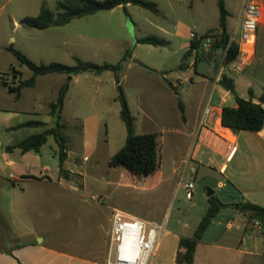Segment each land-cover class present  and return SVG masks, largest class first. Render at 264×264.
Masks as SVG:
<instances>
[{"label": "rangeland", "instance_id": "rangeland-1", "mask_svg": "<svg viewBox=\"0 0 264 264\" xmlns=\"http://www.w3.org/2000/svg\"><path fill=\"white\" fill-rule=\"evenodd\" d=\"M145 1L156 3L159 12L134 5L120 6L75 19L62 27L40 31L21 24V20L36 17L41 6L56 12L58 0H0V6H5L0 22V26L4 25L3 41L7 43L10 40V46L24 52L35 64L60 63L74 66L75 59L79 58L99 65H115L127 49H132V60L139 61L145 67L135 66L134 70L126 68L120 73L119 85L111 71L102 75L89 72L81 76L80 84L73 92L80 95L83 108L73 104L67 106L62 112L64 125L60 131L70 155L66 175L71 176L72 184L85 185L87 193L84 197L72 195V199L55 193L54 198L49 201L34 203L33 215H28L23 221L14 217V225L7 228L8 237L24 236L34 229V234H39L47 241H64L71 249L82 247L91 234H94L95 219L101 218L106 207H109L112 216L116 211H121L135 217L143 216L154 224L162 225L166 231L161 238V248L150 264H176L172 255L165 251V242L170 237L167 232H177L192 238L209 208L208 191H216L215 196H222L225 200L230 198L227 193L217 189V182L222 179L217 163V176L213 175L215 178L197 179L192 201L186 199L185 193L176 192L181 158L194 150L196 140L194 137H181L179 140L177 132L182 128L181 113L171 98L165 99L166 91L160 86L156 74L147 72L150 71L148 69L159 68L162 75L167 74L171 79L184 74L179 66L188 50L190 32L202 33L218 25L220 13L217 0ZM227 1L236 5L239 2ZM15 20H18L20 27H16ZM215 34L218 33L209 36L214 41ZM148 36L165 39L169 45H137V39ZM213 53L216 54L214 63L218 77L221 66L226 61L222 51ZM200 54L202 57L210 56V53L204 51ZM10 57L11 60L7 59V62L20 70L24 79L32 76V72L17 58ZM9 64L8 72L11 70ZM189 73L194 75L192 68ZM55 84V81L44 82L42 92L54 88ZM119 87L136 118V134L158 133L160 169L153 176L137 178L123 167L109 166L110 159L124 146L127 138L126 126L121 118ZM180 93L183 91L180 90ZM40 95L38 93L39 97ZM92 102L96 108L92 107ZM18 116L22 121L34 120L45 124L51 122V116L41 105H36L35 114L24 111ZM93 117L100 119L101 125L96 132H91L96 138L89 135V140L93 144L95 142V149L87 147L86 150L83 147L81 126L85 118ZM46 128L22 129L18 131L17 138L22 140L29 134H38ZM245 135L249 134L241 136V153H247L246 162H250L247 163L248 169L253 170L254 156L246 150L244 141L249 136ZM58 152L57 142L54 137H49V142L42 147L40 154L49 161L50 166L55 167L59 163ZM237 161L230 166L234 167ZM231 167L228 173L232 170ZM233 224L237 226L238 223ZM225 227L226 223L223 230ZM208 237L213 239V232ZM243 249L261 252L264 249V234L247 231ZM253 264L264 263L260 258H255Z\"/></svg>", "mask_w": 264, "mask_h": 264}, {"label": "crops", "instance_id": "crops-1", "mask_svg": "<svg viewBox=\"0 0 264 264\" xmlns=\"http://www.w3.org/2000/svg\"><path fill=\"white\" fill-rule=\"evenodd\" d=\"M244 2L245 0H239L236 5L224 0L226 10L230 14L227 26L230 40L239 44L245 52L229 64L226 69L227 75H225L233 79L236 94L240 98L260 103L264 108V0H258L262 8V20L258 26L255 45L245 44L241 41L239 18ZM32 7L34 9V3ZM43 7L41 6L40 11ZM4 9L5 6H0V22ZM15 25L16 27L21 26L18 20H15ZM218 29L219 23L216 27L209 28L202 33L191 31L190 41L193 34L201 36L211 30ZM3 33L4 25L0 26V264H107V252L112 233V214L109 207H106L101 218L95 219L94 234H91L86 245H82V247L71 249L69 244H65L64 241H47L39 234H34V229L30 234L24 236H7V228L14 225L15 221L12 222L14 217L23 221L28 215L34 214V203L39 204L41 200L49 201L54 198L55 193L61 197L72 199V195L84 197L87 192L85 185L72 184L71 176H62L60 163L55 167L50 166L49 161L40 154L42 148L39 153L34 151L24 153L18 148L8 150V147L34 135L29 134L22 140L17 138L18 131L25 129H18V126L29 122L22 121L18 116L20 113L32 111L35 114L36 105H41L51 116V122L47 123V128L54 126V118L50 114V104L57 100L63 86L68 85L69 90L62 112L72 104L83 108L84 103L79 99L80 95L73 92V89L80 84L83 74L72 77L57 73L39 76L33 87L23 88L20 96L16 98L11 89L16 88L21 81L30 77L24 79L20 70H17L12 63L7 62V59L11 58L10 56L16 57L8 50L10 40L7 43L3 41ZM165 41L169 45V42ZM137 45L139 44L137 43ZM189 48L190 42L188 50ZM196 55L195 52L192 54L184 69L179 68L184 74L176 76L174 79H171L167 74L162 75L159 68H151L148 69L150 71H147L156 74L160 86L166 91L165 99L171 98L177 110H179V101L184 104L185 120L181 116L182 128L177 132V135L179 140L181 137L185 139L194 137L196 144L194 150H190L185 156H182L181 162L188 156L192 157L197 168L194 177L196 182L199 177L215 178L213 175L217 176L215 164L217 163L219 165L218 173L222 176V179L217 182V189L230 196L227 200L222 196H216L227 207L217 214L198 244L194 264H253L255 258H260L264 263V249L261 252L243 249L246 244V232L257 231V229L254 226L248 228L246 216L237 208V205L240 207L241 203L264 207V129L258 133H233L230 129L222 126L223 108L237 106L234 95L217 82L215 56L207 59L199 56L197 59ZM133 58L134 54L124 62L122 71L126 68L134 70L135 66L141 68L132 60ZM8 64L11 65L9 72L7 71ZM191 68L194 75L189 73ZM13 71L15 74L12 73ZM49 81L56 82L54 88L45 89L42 92V84ZM180 90L183 91L182 94ZM38 93H41L40 97ZM208 106L210 113L205 119L204 126H200ZM92 107L96 108L94 102H92ZM79 119L77 118V120ZM73 120L76 119L73 118ZM100 125L101 120L97 117L83 120L81 131L83 147L86 150L87 147L95 149V142L93 144V141L89 140V135L93 139L96 138L91 132H96ZM243 134H249L245 135L249 138L244 141V145L247 146L246 150L254 156L253 170L248 169L247 163L250 162H246L247 153H241L240 140ZM229 147H236L233 154ZM68 157L70 158V155ZM236 160L238 161L235 166L231 167L230 165ZM68 162L69 160L64 164L65 171L69 170ZM230 167L232 170L228 173ZM11 175H14L17 180H12ZM214 195H217L216 191ZM136 217L150 222L143 216ZM233 222L238 223L237 226H234ZM225 223L226 227L223 230ZM211 232H213L214 238L210 240L208 236ZM167 233L170 237L165 242V251L172 255L175 261L180 239L190 237L177 232L169 231ZM161 244L160 241L155 256L159 253Z\"/></svg>", "mask_w": 264, "mask_h": 264}, {"label": "trees", "instance_id": "trees-1", "mask_svg": "<svg viewBox=\"0 0 264 264\" xmlns=\"http://www.w3.org/2000/svg\"><path fill=\"white\" fill-rule=\"evenodd\" d=\"M127 5L143 7L155 13L159 12L155 3L145 0H58L56 12H52L43 7L36 17H25L22 19L21 24L33 29L46 30L52 27L65 26L75 19ZM218 9L220 13L219 29L211 30L204 35L195 36L191 39L190 48L185 53L183 62L180 65L181 70L185 68L186 62L194 52L197 54V59L201 55L200 53L203 54V41L214 33L218 34H215V41L209 57L216 56L213 52L222 51L226 63H231L238 58L240 46L230 40L227 27L230 14L226 10L224 0H218ZM136 42L138 44H147L155 47H164L167 45L164 39L156 36L137 39ZM8 50L32 72V76L29 79L21 81L16 88L11 89L12 92L15 93L16 98L20 96L23 88L33 87L37 77L54 73L65 74L72 77L89 72L100 75L106 71H111L115 75L117 85H119L123 64L128 61L133 54L132 49L126 50L122 59L115 65L108 63L99 65L76 58V64L74 66H67L60 63L38 65L30 61L22 52L16 50L13 46H10ZM202 58L207 59L208 56L203 55ZM219 84L234 95L237 104L236 107L226 106L223 108L221 116L222 126L230 129L233 133H258L262 131L264 129V108L262 104L240 98L236 94L233 79L226 75L222 77ZM119 89L121 91L119 96L121 118L126 126L127 138L124 146L110 159L109 166L112 168L123 167L137 178L153 176L160 168L158 133L136 134V118L130 110L128 101L122 92V88L119 87ZM68 90V85L63 86L57 100L50 104V114L54 118L53 127L46 128L44 131L30 136L14 146L8 147V150L18 148L24 153L31 151L39 153L41 148L47 144L49 137H54L59 146L58 157L60 171L62 176L65 177H68L64 169V164L68 159V153L65 145L66 140L62 136L60 129L63 128L64 125L62 123V110ZM178 105L182 119L185 120L184 104L179 101ZM38 127H47V124L29 121L18 126V129ZM226 207L227 205L222 203L215 195L209 198V208L193 237L180 239L179 251L175 259L176 264H194L198 244L201 242L204 234L217 214ZM239 210L246 216L248 228H252L255 221H259L264 227V207L251 203H241Z\"/></svg>", "mask_w": 264, "mask_h": 264}, {"label": "built area", "instance_id": "built-area-1", "mask_svg": "<svg viewBox=\"0 0 264 264\" xmlns=\"http://www.w3.org/2000/svg\"><path fill=\"white\" fill-rule=\"evenodd\" d=\"M239 20L241 24V41L245 44L255 45L258 26L262 20V8L258 0H245ZM195 36L193 34L192 38ZM213 41L212 37H208L203 41L205 53L209 54L211 52ZM242 53L245 54L240 47L239 56ZM229 64L224 62L221 66L217 82L226 74L225 71ZM234 71L236 72L237 70ZM209 113L210 108L208 106L200 126H204L205 119ZM229 148L232 150L231 154L236 150V147ZM196 172L197 168L191 156H188L181 162L176 192L185 193V197L189 201L194 199L197 184L194 178ZM10 178L17 180L14 175H11ZM253 226L257 229V234H264V227L259 221H255ZM165 231L162 225L116 211L112 216V233L107 252V264H150Z\"/></svg>", "mask_w": 264, "mask_h": 264}, {"label": "water", "instance_id": "water-1", "mask_svg": "<svg viewBox=\"0 0 264 264\" xmlns=\"http://www.w3.org/2000/svg\"><path fill=\"white\" fill-rule=\"evenodd\" d=\"M134 62L136 63V64H138V65H140V66H142V67H144V65H142L139 61H135L134 60ZM214 191H208V197L210 198L211 196H213L214 195ZM237 208H239V205H237Z\"/></svg>", "mask_w": 264, "mask_h": 264}]
</instances>
